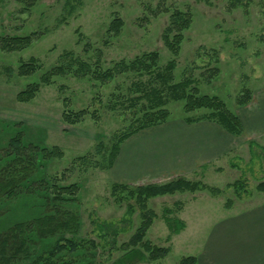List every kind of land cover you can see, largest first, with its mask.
<instances>
[{"label": "rangeland", "instance_id": "obj_1", "mask_svg": "<svg viewBox=\"0 0 264 264\" xmlns=\"http://www.w3.org/2000/svg\"><path fill=\"white\" fill-rule=\"evenodd\" d=\"M230 3V0H37L29 12L22 13L23 6L16 0H0L1 36L44 33L22 52L0 51V185L10 182L6 190L0 189V242L6 236L8 244L5 253L0 254V264H31L62 238L93 240L97 248L92 250L93 256H89L91 264H114L124 255L121 246L140 227L142 211L135 198L116 202L108 172L98 167L102 155L96 148L102 143L108 152L114 135L128 130L130 124L141 117L142 106L151 103L146 98L140 102L137 99L151 89L159 90L166 99L165 108L171 112V119L186 116L185 102L174 101L171 89L148 75H122L107 85L90 79L58 78L53 85L42 87L29 103L18 102L17 94L38 82L44 72L58 64L65 52L95 63L96 50H101V65L105 69L122 60L130 62L143 54L157 52L160 70L173 59L177 62L173 85L193 78L198 82L201 96L218 97L235 112L237 98L246 88L253 90L264 85V0H252L248 8L232 9ZM160 4L170 12L155 16L153 11ZM175 9H189L193 15L177 57L162 40L170 14ZM116 17L123 20L124 27L118 36L112 37L108 29ZM87 42L92 46L89 52L84 50ZM212 49L218 53V62L213 58ZM32 57L42 65L36 75L19 77L16 72L9 75L7 69L17 71L21 62ZM214 68L218 69V75L208 83L203 75ZM66 100L70 110H96L99 120L87 116L77 125L63 122ZM205 113L202 110L192 116L201 117ZM17 133L23 139L21 154L10 145ZM37 147H58L64 157L50 161L41 159ZM83 156H87L92 164L74 163ZM251 156V159L247 155L245 160L235 161L232 170L210 173L205 180L201 174L191 180L220 188L224 193L219 196L205 190L147 201L156 217L146 239L159 247H171V252L162 261L135 264H179L183 257L196 256L215 222L224 215L264 201V192L257 190L258 185L264 183V149L253 148ZM70 168L72 170L67 172ZM64 173L65 180L61 185L80 186L78 203L60 207L62 213L75 215L79 222L77 235L58 227L34 224L35 219L54 213L52 184L48 181L50 187L46 191L50 196H43L46 183L42 182L43 177L52 179L57 175L62 177ZM238 180L246 182L249 192L241 198L228 187ZM10 191H13V197ZM193 195H199L195 203L187 202ZM229 200L233 204L228 209ZM184 202L192 209L186 219V229L168 241L170 230L165 218L176 222ZM130 205L133 211H130ZM19 223L26 224L21 234L14 233L13 229ZM23 239L28 255L15 252ZM66 259H73L72 262L77 264L85 261L79 262L80 257L76 256Z\"/></svg>", "mask_w": 264, "mask_h": 264}, {"label": "trees", "instance_id": "obj_2", "mask_svg": "<svg viewBox=\"0 0 264 264\" xmlns=\"http://www.w3.org/2000/svg\"><path fill=\"white\" fill-rule=\"evenodd\" d=\"M252 0H230V6L232 9L243 6L248 8L249 3ZM21 4L23 8L21 12H29L36 4L37 0H16ZM169 9L160 4L156 11H153L154 15H160L162 13H169ZM193 21V15L191 10L182 11L175 9L170 14V21L162 34V40L165 47L177 57L181 51L182 43L185 39L184 32L190 28ZM124 27V22L121 18L116 17L109 25L108 34L112 37L118 36ZM44 36V33L34 32L29 36H1L0 35V51L3 53H17L28 49L34 42ZM82 35H79V41H81ZM108 41L105 42L107 45ZM86 52L92 50V46L89 42L85 44ZM213 50V49H212ZM96 62L90 63L79 56H76L72 52H65L60 56L57 65L44 72L38 82H34L26 87V89L19 92L16 99L20 103H29L33 101L42 87H48L55 83L58 78L73 77L79 80L90 79L96 83L107 85L112 83L116 78L122 75L134 74L141 77L148 75L154 80L168 86L172 92V99L174 101H184V112L186 116L184 119L188 123L198 121H211L215 122L226 131L234 136H240L243 134L242 123L237 114L231 111L226 104L218 97L201 96L198 88V82L193 78H187L183 82L174 84V70L177 67L175 59L171 60L163 70H160V56L157 52H151L138 56L134 60L128 62L122 60L116 63L112 68L105 69L101 65L103 58V52L96 50ZM213 58L218 62V53L213 50ZM9 75L17 73L19 77H32L42 70L40 61L34 57L30 58L27 62L23 61L19 65L17 71L14 69H7ZM218 69H208L206 75H203L205 80L210 83L213 78L218 75ZM252 90L246 88L240 96L237 98V106H245L252 100ZM150 101L151 105H143L141 109V117H138L133 123L130 124L128 130L122 132L119 135H114V141L107 152L105 145L98 144L96 152L102 155L101 166L102 170L108 171L115 159L117 158L120 146L132 135L138 133L141 130L159 126L165 124L171 119V112L165 108L166 99L160 94L157 89H151L150 92L145 93L143 96L138 97L137 101L142 99ZM65 110L62 115L63 122L73 126L77 125L87 117L91 116L93 120L98 121V112L90 111L89 108L81 111H73L68 109L67 100L64 102ZM204 110L205 113L201 117H193L192 114L198 111ZM23 139L21 135L17 133L14 138L10 140V145L14 148L17 154H21V148L23 147ZM37 154L44 160L62 159L64 157L63 151L58 147L49 149L47 147L35 148ZM19 162H22L19 160ZM92 164L87 156H83L75 159L74 163ZM28 169V167H26ZM72 168L68 169L70 172ZM10 175V174H9ZM65 173L62 177L54 176L52 179L43 177L42 182L44 184L45 192L43 196H50L46 191L49 189L51 181L54 196L51 199L53 204L54 213L52 215L43 216L34 220L36 226L45 227H58V229L66 230L77 235L79 230V222L75 215L64 212L62 213L60 207L76 205L79 201L78 194L80 192V186L78 184L61 185L65 180ZM10 185V182H6V185H0V189L6 190ZM228 187L233 188L236 196L241 198L243 195L249 193L246 189V182L244 180H238L233 184H229ZM112 195L115 197L116 202L121 203L122 200H129L130 198L137 199V203L141 208L142 223L137 229L131 239L121 246L124 255L117 260L114 264H135V263H154L164 260L171 252V247H159L153 244L150 240H147V232L152 226L153 219L156 217V213L147 206V201L152 198L164 197L167 195H174L176 193H196L199 191H209L213 196H219L224 193L218 187H212L202 182H192L185 178H178L174 181L160 184V185H148L141 187H132L126 184L112 183L111 185ZM257 190L264 192V183L258 185ZM11 197L14 196L13 191H10ZM250 195V194H248ZM17 197V196H16ZM232 201L229 200L226 204V208H231ZM130 211H133V207L130 205ZM172 211V210H171ZM170 212V210H168ZM177 221L165 218V222L169 227L170 236L168 241L171 240V236L179 234L184 228L185 224L176 218ZM26 224L19 223L14 226V233H22ZM12 230V229H11ZM7 237L4 236L0 242V254H4L7 248ZM97 244L93 240H81L77 241L75 238H62L55 242L54 246L47 252H42L31 264H77L66 259V257H80L78 264H91L92 259L89 256H93L92 250H96ZM18 254L28 255V248L26 242L21 240L19 247L15 250ZM66 256V257H65ZM3 257V256H2ZM28 257V256H27ZM30 257V256H29ZM1 263V260H0ZM179 264H197V258L195 256L183 257Z\"/></svg>", "mask_w": 264, "mask_h": 264}, {"label": "crops", "instance_id": "obj_3", "mask_svg": "<svg viewBox=\"0 0 264 264\" xmlns=\"http://www.w3.org/2000/svg\"><path fill=\"white\" fill-rule=\"evenodd\" d=\"M252 93L251 102L235 111L243 126L242 135L234 136L211 121L170 119L123 142L107 171L109 178L132 187L178 178L193 180L201 174L205 180L210 173L232 170L235 161L245 160L247 155L251 159L253 148L264 149V85ZM198 197L193 195L187 202L195 203ZM187 202L176 217L185 224L184 229L187 216L192 214ZM201 247L195 256L197 264H264V201L224 215L214 223Z\"/></svg>", "mask_w": 264, "mask_h": 264}]
</instances>
